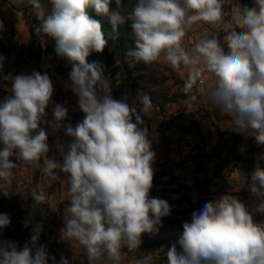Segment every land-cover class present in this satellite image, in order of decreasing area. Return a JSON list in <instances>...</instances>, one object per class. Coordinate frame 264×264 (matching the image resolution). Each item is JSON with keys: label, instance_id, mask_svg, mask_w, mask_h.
<instances>
[{"label": "clouds", "instance_id": "clouds-1", "mask_svg": "<svg viewBox=\"0 0 264 264\" xmlns=\"http://www.w3.org/2000/svg\"><path fill=\"white\" fill-rule=\"evenodd\" d=\"M39 9L40 0H18ZM51 8L39 15L36 31L55 41V51L71 66V91L84 113L74 127L65 124L68 109L54 104V88L47 74L33 71L10 77L8 95L0 102V197L13 195L14 170L41 169L50 181L66 178L68 206L62 239L78 243L88 264H122L123 252L139 249L143 234L155 235L162 218L171 215L164 199L150 198L155 152L145 126L153 110L151 95L113 98L111 81L91 53H102L108 38L102 30L106 18L112 39L129 24L136 41L127 55L134 62L152 65L163 60L173 70L187 72L183 85L186 103L197 99V87L207 74L211 87L206 102L230 118L233 130L254 137L264 147V0L249 7L239 0H49ZM218 32L201 37L191 48L184 44L201 24ZM51 108L52 119L46 120ZM48 126L62 128L71 143L58 142L62 160L49 158ZM12 158H15V162ZM264 152L248 176L240 173L253 197L249 202L225 194L206 202L182 225L183 234L166 252L167 264H264ZM34 206L45 196L33 190ZM30 221L24 222L25 227ZM10 217L0 213V228ZM42 222L33 224L30 239L21 248L15 241H0V264H55L38 243ZM151 255L136 264H152ZM59 264H69L62 257Z\"/></svg>", "mask_w": 264, "mask_h": 264}, {"label": "rangeland", "instance_id": "rangeland-1", "mask_svg": "<svg viewBox=\"0 0 264 264\" xmlns=\"http://www.w3.org/2000/svg\"><path fill=\"white\" fill-rule=\"evenodd\" d=\"M40 2L41 7L37 9L21 5L18 0H0V45L6 44L8 39L12 44L9 70L0 77V102L9 94L6 89L11 87L10 77L33 71L47 74L54 88L52 102L68 109L65 124L74 127L83 120L84 113L79 110L78 99L71 91L70 64L65 58L57 57L56 53L45 52L47 37L36 31L40 24L39 15L51 8L49 0ZM239 2L249 7L254 4V0ZM3 12L11 22L6 38L2 35L5 30L1 20ZM213 32H218L223 40L222 31L201 23L187 34L184 44L191 48L201 37ZM87 59L89 61L90 56ZM58 67L61 68L60 74L56 73ZM103 74L111 81L115 99L123 95L134 97L137 91L151 95L153 110L145 118L152 141L151 150L155 152L153 187L149 196L164 199L171 207V215L162 218L163 226L157 234H143L139 249L132 252L124 250L122 264H136L147 255L152 256V264H167L166 252L173 244H177L179 249L182 225L185 221L190 222L193 211L225 194L245 202L253 199L247 183L242 185L240 182V173L245 176L251 173L264 147L257 146L254 137L233 130L230 118L206 102L205 93L211 87L207 74L197 87V99L191 103L185 102L187 97L183 93L187 72L173 70L163 60L144 65L124 55L104 69ZM46 112L45 119L50 121L51 108ZM42 126L48 132L49 158L62 160L57 143L67 145L71 143V137L65 135L63 128L53 132L50 127ZM12 159L15 162V158ZM260 163L264 166V160ZM33 190L46 198L45 203L38 206L37 213L31 197ZM67 193L68 184L63 174L60 179L50 181L41 169L17 167L10 209L6 213L10 224L0 228V241H15L22 248L30 239L34 215L37 214L43 226L38 243L46 247L49 257H55V264H59L62 257L67 258L69 264H88L84 249L78 243L61 237L68 206ZM255 219L264 220V216H256ZM26 220L30 221L27 227L24 224ZM48 264H53V261L49 259Z\"/></svg>", "mask_w": 264, "mask_h": 264}, {"label": "trees", "instance_id": "trees-1", "mask_svg": "<svg viewBox=\"0 0 264 264\" xmlns=\"http://www.w3.org/2000/svg\"><path fill=\"white\" fill-rule=\"evenodd\" d=\"M132 2L133 0H124L125 7L130 10V6ZM110 7L113 9L116 7L115 0H111ZM89 11H90V15H92L93 18L102 19V30L105 33L106 38H108V45L105 47L102 53H95V52L91 53L88 62L89 63L96 62L104 70L109 65L115 63L120 57L127 55V53L130 50H135L136 41L134 36L132 35L130 25L127 23L119 27L117 33L118 38H116L115 40L112 39L111 37L113 35V32L111 26L107 22V19L96 16L94 10H89ZM1 20L3 23V27L5 29L2 35L4 38H6L7 32L11 29V22L4 12L1 13ZM6 41H7L6 44L2 43L0 45V77L9 70V57H10V52L12 50V44L11 42H9V39ZM55 47H56L55 41L52 40L51 38H47L44 44V51L47 53H56ZM57 57L60 56L57 55ZM56 73L57 74L61 73L60 67L56 69ZM133 88L134 89L137 88V86L134 83H133ZM11 198L12 197L5 199L3 197H0V213H8L10 209L9 200ZM35 209L37 213L38 206ZM39 221H40L39 217L37 216V214H35L34 222H39Z\"/></svg>", "mask_w": 264, "mask_h": 264}, {"label": "crops", "instance_id": "crops-1", "mask_svg": "<svg viewBox=\"0 0 264 264\" xmlns=\"http://www.w3.org/2000/svg\"><path fill=\"white\" fill-rule=\"evenodd\" d=\"M0 147H2V146H0Z\"/></svg>", "mask_w": 264, "mask_h": 264}]
</instances>
